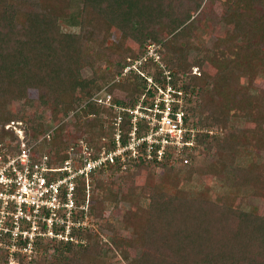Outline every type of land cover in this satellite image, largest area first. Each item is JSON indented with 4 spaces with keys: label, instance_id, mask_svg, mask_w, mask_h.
<instances>
[{
    "label": "trees",
    "instance_id": "trees-1",
    "mask_svg": "<svg viewBox=\"0 0 264 264\" xmlns=\"http://www.w3.org/2000/svg\"><path fill=\"white\" fill-rule=\"evenodd\" d=\"M216 1L222 6L220 20L232 25L231 33L216 39L209 55L190 58L201 20L217 17L202 7ZM113 28L120 31L121 39L108 44L105 36ZM128 39L133 48L125 44ZM150 42L159 43L170 83L200 97L186 106V120L225 134L198 131L194 146L185 147L173 163L169 154L160 161L116 156L93 167L87 179L76 175L74 199L77 205L84 203L88 191V214L100 218L103 206H117L118 192L125 186L122 200L133 209V220L117 225L104 222L112 231L108 242L100 241L90 223L72 227V239L35 236L29 255L22 251L27 240L20 237L15 250L0 247V264H7L10 257L17 264H120L106 255L109 248L122 251L126 264H264V215L254 205L246 208L227 201L230 194L247 192L264 198V158H257L264 152V85L255 93L250 90L255 79L264 81V0H0V147L12 154L20 142L16 132L5 127L13 121L5 103L35 102L28 96L35 89L37 99L50 101L53 118L70 117L40 140L24 133L35 154L46 153L49 164L57 165L74 145L73 164L81 165L77 151L83 143L92 159L113 150L117 111L114 105L100 106L90 98L106 85V93L117 88L126 94L124 99L112 96L113 104L133 106L146 93L142 104L150 105L156 86L164 85V69L147 58L138 69L122 75V69ZM206 61L214 67L213 74L204 70ZM192 66L200 69L199 75L190 72ZM84 67L91 69L89 76L81 75ZM121 116L120 139L125 143L130 114L122 111ZM232 118L254 126L231 125ZM138 124L143 131V122ZM43 126L41 121L29 124L40 131ZM201 149L206 151L205 164L198 159ZM126 164L133 171L120 173L119 166ZM105 166L118 174L116 180L106 183L99 178ZM157 166L163 169L155 178ZM202 173L221 178L225 186L221 202L211 199L204 187H194ZM141 175L143 181L137 182ZM107 194L114 195V201L105 200ZM82 215L77 209L73 219ZM20 223L26 225L24 219ZM1 241L12 243L9 231L0 233ZM127 248L141 253L130 257Z\"/></svg>",
    "mask_w": 264,
    "mask_h": 264
},
{
    "label": "built area",
    "instance_id": "built-area-1",
    "mask_svg": "<svg viewBox=\"0 0 264 264\" xmlns=\"http://www.w3.org/2000/svg\"><path fill=\"white\" fill-rule=\"evenodd\" d=\"M157 45L150 42L145 46L142 57L135 59L124 68V73L138 69L143 61L152 58L158 61ZM142 73V72H141ZM143 74V73H142ZM164 85L156 86L153 96L149 97L151 104H142L146 93H142L139 101L133 106H118L111 101L110 94L106 97H95L97 102L106 106H113L117 111L115 124H119L121 112L130 114V127L127 131V141L121 142L120 130L115 132V147L108 152H100L96 158H90V150L83 143L77 154L81 157V165L73 164L74 148L70 147L61 164L50 165L46 153L35 154L31 145L24 141L21 128H16L14 121L5 125L13 127L20 142L19 149L9 154L0 147V233L9 231L11 235L10 251L15 250L18 238L27 240L22 248L23 252H32V241L35 236L50 239H72V227L89 225L88 194L84 203L76 204L74 199L73 177L88 172L95 166L105 165L119 156L124 160L145 157L146 159L162 160L169 154V163L174 162L181 151L195 144V134L198 131H207L186 120L189 93L182 88L174 87L170 83V75L164 70ZM147 77V82H151ZM142 121L143 131H139L138 122ZM22 132V131H21ZM183 162H187L184 158ZM59 174H62L59 176ZM77 209H82L81 219H73ZM10 219L9 225L6 219ZM24 219L26 225H21Z\"/></svg>",
    "mask_w": 264,
    "mask_h": 264
},
{
    "label": "rangeland",
    "instance_id": "rangeland-1",
    "mask_svg": "<svg viewBox=\"0 0 264 264\" xmlns=\"http://www.w3.org/2000/svg\"><path fill=\"white\" fill-rule=\"evenodd\" d=\"M202 9L205 10L204 11L205 13L211 12L212 15L214 17H216L213 14V12H214L217 15V17H216V19L214 18V20H211V19L205 18V17L201 20L200 27H199L198 31H196L197 36L195 37V41H196L197 46L195 49H192L189 52L190 58H193L195 56H207V55H209L208 50H209V48H211L213 42L216 39L226 37L227 35H229L231 33L232 25L226 24L222 20H220V15L222 14V6H221L220 2L216 1L213 4L204 3ZM63 29L65 31H77L78 30L77 27H63ZM105 37H106V43L111 44L112 42H116V41L121 39L120 38V31H118L116 28H113L110 31V33L106 34ZM130 42L131 41L129 39L125 40L126 45H129ZM154 43L157 45L156 51L158 53L159 43H156V42H154ZM132 46L134 47V45H132V43H130V47H132ZM144 53L145 52H143L142 55H140L139 57H137L135 59L142 57L144 55ZM158 58H159V60L156 61L159 65L158 67L160 69L162 68L164 70H165V68L167 69V67L164 65L165 63L162 61V59H160L159 53H158ZM203 68L209 74H213L215 72L214 67L211 66L208 61L204 62ZM167 71H168V69H167ZM122 72L124 73V69H122ZM190 72L193 74L199 75L200 69L197 66H192ZM128 73H129V71L128 72L126 71V73L122 74V75L127 76ZM90 74H91V69L89 67H84L81 69V75L82 76L86 77V76H89ZM119 79H120L119 76L114 78V80H116V81H118ZM242 82H245V79L242 78ZM179 84L181 86L182 82H179ZM263 85H264V81L261 78H257L251 83L250 90L252 93H255V92H257L256 90L259 87H262ZM209 87L210 86H207V88H209ZM105 89H106V85H104V86L102 85L100 90L96 91L93 94V96L90 98V100L99 104L100 106L108 107L106 105H103L101 102H97L94 98L95 97H102L103 98V97H106L107 94H110L111 98H112V96L114 98L117 97L119 99L120 98L121 99L127 98L125 92L120 91L117 88H115L114 91L111 93H108V92L106 93ZM188 93H189V98H190L188 106H191L192 104L196 103V102H194V99L195 100L200 99L198 93L194 94L190 91ZM28 96H29V98H32V99L34 98V100H36V101L35 102L33 101L29 104V103L25 102L24 99H9L5 103V108H4V110L11 116L12 120L17 125L16 128H18V127L21 128L20 133L27 134L28 138L31 137V138H34V140L35 139L40 140L46 134L51 135L54 127L62 126L65 121L69 120V118H70L69 116H67V118H64L63 120L53 118L51 115L53 106L51 105L50 101H49V103H46V102H48L47 100L40 101L39 99H37L38 92L35 89H30L28 91ZM189 114H190V112H189ZM194 119H195V117H193V120ZM37 121H41L43 123V125H44L43 131H40L37 127H29V124L31 122H37ZM230 124L231 125L237 124L240 126H254L253 123L247 122L241 118H232L230 121ZM114 126L116 127V131H117V129H119V124H117V125L115 124V119H114ZM199 127L204 129V130L211 131L210 134H213V135L214 134H217V135H224L225 134L224 131H221V130L216 129V128H212V127L208 128V127H204V126H199ZM9 129H13V127H10ZM203 132H207V131H203ZM14 133H15V130H14ZM120 133L122 134L123 130L120 131ZM75 145L77 146V143H75ZM72 146L75 147L74 145H72ZM205 152L206 151L204 149H201L198 152L199 162L201 159L204 162L203 164H205V158H202V157L205 155ZM257 158L263 159L264 158V152L258 153ZM119 168L121 171V172L119 171L120 173H122L124 171L126 173L127 172L130 173L131 171H133V169H131L132 167H128L127 164L119 166ZM155 169H156L155 170V178H157L161 175L163 168L161 166H157ZM143 172H144V170L142 171L141 174H143ZM117 175H118L117 173L114 174L111 169H109L105 166V169L99 174V178L103 182L109 183V180H111V179L116 180ZM200 179H201V182L199 184L198 183L194 184V187H198V186L204 187L208 191V195L211 199H214L218 202H221L222 201V194H223L222 188L225 187L221 178H219L218 176L212 175V174L202 173L200 175ZM142 181H143V175L138 176L137 182H142ZM89 185H90V183H89ZM113 187H114V185H113ZM96 189L98 190V188H96ZM124 189H125V186H123L121 188V190H119V192H118V196H117V198L119 199L118 205L114 206V203H112L109 206L108 205L103 206V210L101 212L100 218L89 213V221H90L91 227H93L96 232H99V238H100V241H102V242H108L109 236L112 234V231H110L104 227V222L107 221L113 225L114 224L117 225V224L122 223V222H131L133 220V217H134L133 209L131 207H129L127 202L122 200V195H123ZM229 193H233V192H229ZM87 194H88V191H87ZM231 195L232 194H230L229 197H227V201L230 200V202L233 203L234 205L241 204L246 208L248 207V205H254L257 208L258 213L264 215V198L257 196L251 192H247L241 196L232 195L233 198H230ZM103 198L107 201H114V195H111V194L103 195ZM0 247L2 249L6 250L7 248L9 249L10 244L1 241ZM50 250H49V252L51 253ZM127 251H128V254L130 257H135V256L137 257L141 253V249L127 248ZM105 253H106V255L110 256L112 258V260H114V261L116 260V262H119L120 264H126L127 263L126 259L123 256L122 251H120V250H114L113 248H109L108 250L105 251ZM48 258H49V261L52 260L51 257H48ZM7 264H17V262L14 258L10 257L7 259Z\"/></svg>",
    "mask_w": 264,
    "mask_h": 264
}]
</instances>
